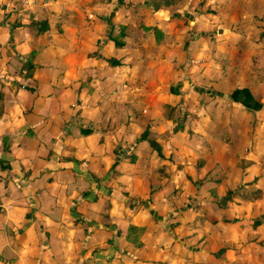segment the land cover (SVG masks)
Returning <instances> with one entry per match:
<instances>
[{"label":"rangeland","instance_id":"1","mask_svg":"<svg viewBox=\"0 0 264 264\" xmlns=\"http://www.w3.org/2000/svg\"><path fill=\"white\" fill-rule=\"evenodd\" d=\"M19 1L0 20L24 17L38 76L72 87L60 131L81 111L98 139L74 164L69 264H264V0Z\"/></svg>","mask_w":264,"mask_h":264},{"label":"crops","instance_id":"2","mask_svg":"<svg viewBox=\"0 0 264 264\" xmlns=\"http://www.w3.org/2000/svg\"><path fill=\"white\" fill-rule=\"evenodd\" d=\"M0 4V18L21 11L13 8L12 0ZM19 4L25 5V0ZM23 18L20 24L0 20V264H28L32 255L37 256L36 264H55L60 254L58 264H69V245L62 240L69 234L61 229L67 228L64 223L71 216L67 206L80 202L69 201L70 196L78 195L86 183L82 167L77 169L74 164L98 139L93 137L91 125L89 133L83 132V125L74 126L76 122L71 120L82 118L81 111L65 121L72 127L60 131L66 94L72 87L64 81V74L47 84L38 76L44 74L45 66L35 65L20 49L29 41V34L24 37L23 32L33 30ZM25 61L33 64L30 72L15 65ZM41 237L46 245L36 247Z\"/></svg>","mask_w":264,"mask_h":264},{"label":"trees","instance_id":"3","mask_svg":"<svg viewBox=\"0 0 264 264\" xmlns=\"http://www.w3.org/2000/svg\"><path fill=\"white\" fill-rule=\"evenodd\" d=\"M165 2V1H163ZM47 25H48V21H43V23L40 24V26L37 28V32H43L46 28H47ZM23 67H25L27 70H29V72L33 69V64L29 61H25L23 62ZM241 94H245V98L242 99L241 101L246 105V106H251L249 103V101H247L249 98H250V93L247 89V87H239V88H234L231 93H230V96L239 100L240 99V96ZM2 106H3V100H2V94L0 92V113H1V110H2ZM83 132L85 133H89L91 132V128L89 127H86L83 129ZM150 144L151 146L156 149L158 151V153L161 154L160 152V147H159V144L156 143L155 141H150ZM231 190H228V193H227V198L230 196L231 197ZM257 195V194H255ZM226 199V196H224L223 200ZM223 202V201H222ZM238 223L240 225H244V224H251L253 226H257L261 223L260 220H258L257 218L255 219H243V220H238ZM131 228H137L139 230H143V226H135V225H131ZM224 249V248H223ZM222 250V248L220 249Z\"/></svg>","mask_w":264,"mask_h":264}]
</instances>
